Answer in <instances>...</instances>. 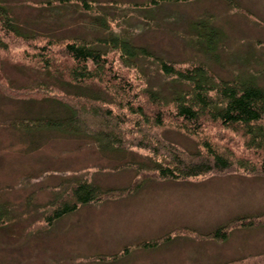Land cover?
<instances>
[{
    "label": "rangeland",
    "instance_id": "1",
    "mask_svg": "<svg viewBox=\"0 0 264 264\" xmlns=\"http://www.w3.org/2000/svg\"><path fill=\"white\" fill-rule=\"evenodd\" d=\"M5 1L28 31L93 38L99 32L91 30V20L99 16L181 69L203 65L219 80L264 88V0H169L158 6L149 5L153 0H88L91 12L79 0ZM53 42L15 36L0 22V264H264V175L257 168L264 151L250 148L240 127L207 118L196 133L186 125L157 129L190 154L205 152L209 143L231 163L227 171L196 178H160L133 166H151V154L112 120L106 128L120 130L125 150L93 134L31 126L33 121L21 125L25 118L67 113L62 84L49 87L45 78L48 71L65 72L57 70L67 60L65 46ZM108 57L121 67L118 53ZM49 61L50 70L43 66ZM138 62L146 85L167 99L172 89L187 88L161 73L153 59ZM43 81L55 99L34 89ZM76 114L85 120L80 109ZM85 183L99 189L93 199L49 224L53 208ZM129 186L135 188L117 193Z\"/></svg>",
    "mask_w": 264,
    "mask_h": 264
},
{
    "label": "trees",
    "instance_id": "2",
    "mask_svg": "<svg viewBox=\"0 0 264 264\" xmlns=\"http://www.w3.org/2000/svg\"><path fill=\"white\" fill-rule=\"evenodd\" d=\"M163 1L169 0H153L149 5L158 6ZM56 2L58 5L63 4L62 0ZM67 2L70 3L71 0ZM79 2L83 11H95L92 1ZM48 4L50 7L54 5L53 1H48ZM12 14L10 5L5 0H0V22L7 30L27 40L41 38L46 42L53 40L52 44L55 45L63 43L65 47L62 57L67 59L60 63L57 69L64 70V73L48 71L45 76L49 87L50 83L54 86L59 83L65 89L66 93L61 99L67 102L63 106L67 113L61 116L54 111L45 117L25 118L21 125L33 121L31 126L46 123L47 126L61 131L93 134L100 143L111 144L113 149L125 150L126 143H123L124 138L122 140L119 135L120 130L113 133L106 128L107 125H111L107 121L112 120V125L117 129H124L123 132L128 136H138L139 141L134 145L151 154V166L142 167L141 164L133 166L139 172L148 170L150 174L160 178H196L214 171H227L231 166L230 160L209 143L204 145L205 152L191 154L173 145L171 140L158 134L157 129L163 126L171 125L176 130L179 129V125H186L187 128L191 126L196 133L197 129L204 128L203 123L208 118L224 126L240 127V131L249 139L248 146L263 153L264 88L261 86L251 81L240 83L219 80L203 65L181 69L178 62L155 55L147 46L135 44L123 31H113L107 20L99 16L91 20L93 27L91 30L99 33L96 37L86 38L79 35L50 37L47 33L28 31L29 28L18 22ZM203 23L205 21H199L197 24L203 26ZM216 34V30L207 34L210 50L213 47L211 45L213 40L210 43L209 41ZM110 53L120 55L121 67L117 66L119 64L116 61L109 60ZM142 57L153 59L161 73L179 81L187 88L183 86L178 91L176 88L172 89L173 94L169 99L161 90L149 88L140 72L138 59ZM48 63L50 64V61L43 63V66L47 68ZM53 64L57 66V62ZM57 73L61 75L62 82ZM53 78H56L55 83L51 81ZM46 85L47 82L43 81L40 86H34V89ZM73 86L77 89L76 93L70 90ZM42 89L41 95H51V99H55L54 93L45 91L47 88ZM76 109L81 110L85 120L77 116ZM86 128L90 130H82ZM257 161L259 163L257 168L264 175V153ZM134 188L135 186H129L117 190V193H129ZM95 189L97 188L93 189V186L87 183L74 189L53 208L47 219L48 223L51 224L52 221L76 210L80 204L89 202L93 199ZM232 222H229L228 226Z\"/></svg>",
    "mask_w": 264,
    "mask_h": 264
}]
</instances>
